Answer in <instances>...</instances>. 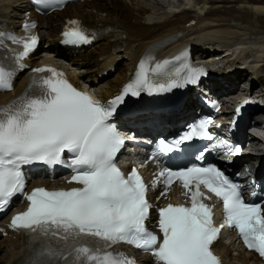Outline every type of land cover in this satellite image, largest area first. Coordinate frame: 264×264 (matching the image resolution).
Listing matches in <instances>:
<instances>
[{
  "label": "snow or ice",
  "instance_id": "snow-or-ice-1",
  "mask_svg": "<svg viewBox=\"0 0 264 264\" xmlns=\"http://www.w3.org/2000/svg\"><path fill=\"white\" fill-rule=\"evenodd\" d=\"M31 2L41 10L62 0ZM68 25L62 33L63 43L91 42L78 21H68ZM35 27L34 22H24L26 35L22 37L0 30V46L7 47L5 39L22 44L19 61L38 43L31 32ZM181 57L182 67L172 74L166 71L167 60L149 68L141 59L135 76L106 103L77 90L55 69L34 68L33 73L52 75L34 78L30 92L0 107V211H6L16 194L25 195L27 209L14 215L9 227L29 235L31 256L26 264H135L126 254L113 250L112 246L121 242L150 253L155 264H219L210 246L225 226L234 227L245 246L264 257V207L245 202L240 186L215 166L161 170L166 185L175 177L184 189L196 181L197 190L192 191L191 207L169 204L158 208V232L146 227L150 205L137 170L133 168L125 177L116 167L115 158L125 140L112 120L126 97L171 92L195 85L205 75L203 67L187 61L186 53ZM13 75L0 65V90L12 89ZM208 123L204 119L183 134L160 139L152 159L183 154L194 136L212 139ZM240 150L235 148L236 153ZM65 154L69 162L63 159ZM33 162L65 164L73 172L69 182L80 186L35 188L25 194L22 166ZM200 184L223 202L225 224L220 227L213 225L211 209L199 200Z\"/></svg>",
  "mask_w": 264,
  "mask_h": 264
},
{
  "label": "bare ground",
  "instance_id": "bare-ground-1",
  "mask_svg": "<svg viewBox=\"0 0 264 264\" xmlns=\"http://www.w3.org/2000/svg\"><path fill=\"white\" fill-rule=\"evenodd\" d=\"M19 1L20 3L16 0H0V14L11 17L13 21L20 18L25 4L23 0ZM201 2L202 5L199 6L201 9L193 14L192 11H195L196 8L199 9L198 3H188L185 0H180L177 5H172L169 2V5L165 8L162 7L164 3L159 1L157 3L159 4L158 7L155 8L143 4L142 0H89L85 3H72L64 12H58L57 16L61 18L69 15L77 16L90 26L108 23L111 26L115 24L119 28L112 33L111 37L113 39L105 38L104 42L98 45L96 50L98 58L92 59L93 54L89 52L82 58L76 57L74 59L75 63H78L79 60H85L86 63L91 61L95 71L98 68L103 70L115 63L111 48L123 49L122 56L126 57L128 62L121 60L120 65L122 67L116 68L115 75L105 78L101 82V85H105V89H101V92L104 93V96H108L116 90L128 72L135 71V63L132 62L141 52L138 49L140 45L145 46L156 39L176 33L177 29H180V31L187 30L186 32L192 31L197 40L203 43L228 47L227 50L230 52L232 50L233 61L231 60V63L235 62L236 59L241 61L240 64L248 62L249 57L253 55L248 49L249 46L253 43L260 44L261 40L258 36L264 34V0H202ZM88 8L94 10V13L88 11ZM52 19L49 16L46 25L43 26L49 31L47 38H50L55 32V26L50 25ZM40 22H42V19H40ZM193 22H195L194 25ZM42 40L43 38L40 42ZM54 40L56 42L57 38ZM184 40L186 39H180V41ZM47 48L49 47L47 46ZM167 52L168 48L157 49V54ZM216 55L220 54L217 53ZM207 56L199 54L198 60L209 59ZM224 56H228V54H224ZM260 57L261 55L258 58ZM253 63L257 62L254 61ZM254 70L257 71L258 69L254 67ZM107 74H109V71ZM94 76H96V73L86 79H93ZM232 79H237L242 84L249 82L251 92L257 90L264 93V78L261 76L254 78L246 76L243 72H236L232 74ZM211 83L209 79H204L202 82L204 86ZM258 83L261 85H258ZM238 88L244 90L243 86ZM257 88H260V90ZM237 90L231 94H236ZM6 97L0 95V101ZM192 97L193 93H190L187 103L173 112L171 119L174 120H168V123L176 124L180 116L183 117L192 110L194 103ZM195 115V113H192L186 119ZM254 117H256V120L248 123L247 133L249 137L247 138H249L253 150L261 151L264 144V116L262 117L259 113ZM27 247L28 243L23 236H16L12 240L10 237H2L0 233V264H15L20 261L27 254ZM214 248L223 253L229 260H236L242 264H256L254 263L256 258L253 254L244 253L238 247H227L221 239L214 244ZM231 250L234 253L232 256L229 252Z\"/></svg>",
  "mask_w": 264,
  "mask_h": 264
},
{
  "label": "rangeland",
  "instance_id": "rangeland-1",
  "mask_svg": "<svg viewBox=\"0 0 264 264\" xmlns=\"http://www.w3.org/2000/svg\"><path fill=\"white\" fill-rule=\"evenodd\" d=\"M144 3L143 4H146L147 6H149V7H155V8H157L158 7V5L159 4H157L158 3V1L159 2H161V3H164V5L162 6L163 8H165V7H167L168 5H169V2L170 3H172V5H177V4H179L180 3V0H169L168 2H167V0H142ZM175 1V2H174ZM177 1H178V3H177ZM202 1V0H201ZM201 1H199L198 2V7L200 6L201 7V5H202V2ZM171 5V6H172ZM199 7V9L198 8H196V10L195 11H192V13L194 14V13H196L197 11H199L201 8ZM110 9V8H109ZM90 10V12L91 13H94V10H91V8H88V11ZM102 16V15H101ZM258 38L261 40V43L260 44H256V43H253V44H251L250 46H249V50H250V52H252L253 53V55L252 56H250L249 57V59H248V61H250L251 63H243V64H240V60H237L236 59V64L234 65V64H232V67H237V68H242V67H245V69L247 70V73L246 72H244V74L247 76H249V75H251V76H253L254 78H256L257 76H261V77H263L264 78V34L263 35H259L258 36ZM244 46V45H243ZM259 46H260V48H259ZM196 51H194V53H195ZM122 51H118L117 53H116V55L118 56V57H121V58H119L118 59V65L119 66H121L120 65V62H121V60H124V61H126V62H128L127 61V58L126 57H123L122 56ZM217 53H219L218 51H216V54ZM259 55H261V57L260 58H258L259 57ZM195 60H197V56H194L193 57V59H192V61H195ZM254 61H256L257 63H253ZM254 67H256V69H258L257 71H255L254 70ZM126 77H127V79H129L130 77H131V75H130V72H128L127 74H126ZM258 85H261L260 83H258ZM258 90H260V88H257ZM206 90H208V88H206L205 86H202V91L203 92H206ZM262 112V109L261 110H259L258 111V113H261ZM257 113V114H258ZM263 116H264V113H263ZM248 123L249 122H247V123H244L243 125H242V130H243V134H244V136H247V137H249V134L247 133V129H249L248 127H249V125H248ZM257 132H258V130H257ZM248 134V135H247Z\"/></svg>",
  "mask_w": 264,
  "mask_h": 264
}]
</instances>
